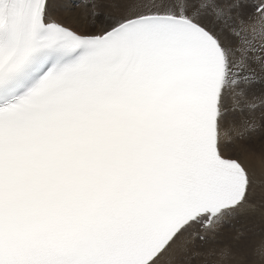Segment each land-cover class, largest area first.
<instances>
[{"label":"snow or ice","instance_id":"1","mask_svg":"<svg viewBox=\"0 0 264 264\" xmlns=\"http://www.w3.org/2000/svg\"><path fill=\"white\" fill-rule=\"evenodd\" d=\"M105 2L82 33L0 0V264H189L255 209L224 137L259 127L264 0Z\"/></svg>","mask_w":264,"mask_h":264},{"label":"bare ground","instance_id":"2","mask_svg":"<svg viewBox=\"0 0 264 264\" xmlns=\"http://www.w3.org/2000/svg\"><path fill=\"white\" fill-rule=\"evenodd\" d=\"M64 1L65 0H49L50 18L78 32L83 33L92 30L88 26L90 18L77 12H71L70 8L67 9L70 5L68 4L65 6ZM227 39L229 40V37ZM242 121H244V119ZM235 122L237 125L242 123L241 120L238 119H236ZM226 131L228 132V135L225 138V143L227 145L226 154L232 156L233 158H239L245 164V166L249 168L250 173L252 174L254 188L253 195L250 197V204L254 205L255 209L254 211H246L240 214L235 220L230 223L231 227L229 228L240 227L241 229V231L238 233L237 240L234 241L231 245H225L224 243L227 230L229 229L228 227H226L224 230L223 228H221L218 231V238H221L222 234L224 235V238L217 241L215 240L216 242L213 240L209 242H211L210 244L215 248V250L224 247L231 249L232 259L228 261V264H241L244 260L247 261L248 264H252V250L254 246L260 242L261 239H264V161L262 160L263 157L258 156V154L251 150L252 148L247 149L248 138L238 139L237 137H235L234 132L231 128L226 129ZM234 151H237V153H234ZM236 220H239L238 225L235 224ZM205 258L208 259V256H205ZM210 262L211 264H223L222 261H218L217 257H214L212 260H210ZM172 264H178V261L173 260ZM189 264H202L200 262V255L198 253V250H194L192 259L190 260Z\"/></svg>","mask_w":264,"mask_h":264},{"label":"rangeland","instance_id":"3","mask_svg":"<svg viewBox=\"0 0 264 264\" xmlns=\"http://www.w3.org/2000/svg\"><path fill=\"white\" fill-rule=\"evenodd\" d=\"M98 0H88V2H87V5L86 6H84V5H82V6H78L77 8L76 7H74L73 5H72V1H70V0H65L64 2H65V6L66 5H70L67 9H71L70 11L71 12H77V13H79V14H81V15H84V16H86V17H88V18H90V20H89V23H88V26H89V28L90 29H92L91 28V26H92V20H93V17L90 15V13H91V9L93 8V10H92V12L93 11H99V10H103V11H106V12H108L109 10H111V6L107 3V2H105V3H100L99 4V6L97 7V2ZM253 2H254V0H252ZM74 7V8H73ZM80 8V9H79ZM79 11V12H78ZM250 11V10H249ZM105 12V13H106ZM229 37V40H230V42L231 43H237L236 42V40H235V38H233L232 36H230V35H228L227 36V38ZM252 56V54L250 55V57ZM261 57L262 58H264V51H262V54H261ZM249 63H250V65H251V67L253 68H255L256 69V71H257V75H260V76H264V74L263 73H261L260 71H259V65L257 64V63H254V62H252V60L250 59L249 60ZM253 94H254V96L255 97H257V98H261V97H264V84H257V85H255L254 86V88H253ZM263 110V111H262ZM264 108H258L256 111H255V113H254V122H256V123H258L257 125L259 126L258 128L260 129V131H259V129L257 130V132L254 134V135H252L251 137H249L248 138V140H247V149H250V148H252L251 150L253 151V152H255L256 154H258V156H260V157H263L262 158V160L264 161ZM263 114V115H262ZM256 116V117H255ZM263 116V117H262ZM246 116H238L236 119H238V120H241V122H242V120L244 119H246L245 118ZM256 119V120H255ZM257 119H258V121H257ZM260 119V120H259ZM249 122H253L252 120H250ZM261 126V127H260ZM261 130H262V132H261ZM258 133V134H257ZM257 136V137H256ZM256 138V139H255ZM250 141V142H249ZM255 141V142H254ZM261 143H260V142ZM258 142H259V144H258ZM254 143V144H253ZM251 144V145H250ZM253 144V145H252ZM263 144V145H262ZM248 145H250V146H248ZM252 146V147H251ZM260 146V147H259ZM263 146V147H262ZM257 150H256V149ZM263 148V149H262ZM255 149V150H254ZM260 149V150H259ZM259 150V151H258ZM234 153H237V151H234ZM235 155V154H234ZM263 155V156H262ZM238 223H239V220H236V222H235V224L236 225H238ZM226 227H231V225H230V223L229 224H227V225H225L224 227H223V230L226 228ZM230 229H232V230H230ZM241 231V229H240V227H237V228H229L228 230H227V233H226V236H225V239H224V243H225V245H231L234 241H236L237 240V236H238V233ZM222 238H224V235L222 234V236H221V239ZM216 242V241H215ZM199 246H203L200 242H199V244H198ZM198 247L197 246H195V248L193 249V252H194V250L196 251V250H198L199 251V249H197ZM214 247L210 244V246L208 247V249L207 250H200V253H201V256H202V258H205V256H208V259L207 258H205V260H207L208 262H210V260L209 259H213V257L214 256H210V255H208V253L210 252V251H213V250H215V248L213 249ZM203 262H205L204 260H203ZM205 264H207V263H205ZM241 264H248L247 263V261H243Z\"/></svg>","mask_w":264,"mask_h":264}]
</instances>
